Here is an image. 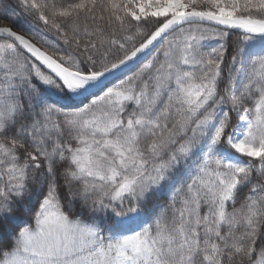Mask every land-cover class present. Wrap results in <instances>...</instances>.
Here are the masks:
<instances>
[{
	"label": "snow or ice",
	"instance_id": "6c2138e0",
	"mask_svg": "<svg viewBox=\"0 0 264 264\" xmlns=\"http://www.w3.org/2000/svg\"><path fill=\"white\" fill-rule=\"evenodd\" d=\"M0 22V264H264V0Z\"/></svg>",
	"mask_w": 264,
	"mask_h": 264
},
{
	"label": "rangeland",
	"instance_id": "374dc122",
	"mask_svg": "<svg viewBox=\"0 0 264 264\" xmlns=\"http://www.w3.org/2000/svg\"><path fill=\"white\" fill-rule=\"evenodd\" d=\"M6 22H0V26H4Z\"/></svg>",
	"mask_w": 264,
	"mask_h": 264
},
{
	"label": "trees",
	"instance_id": "16d2710c",
	"mask_svg": "<svg viewBox=\"0 0 264 264\" xmlns=\"http://www.w3.org/2000/svg\"><path fill=\"white\" fill-rule=\"evenodd\" d=\"M212 43H215L214 41Z\"/></svg>",
	"mask_w": 264,
	"mask_h": 264
}]
</instances>
